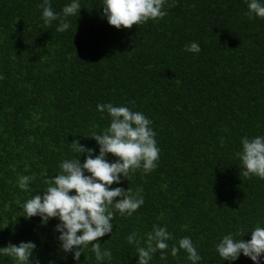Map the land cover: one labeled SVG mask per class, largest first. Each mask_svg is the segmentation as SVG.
Here are the masks:
<instances>
[{"label":"trees","instance_id":"obj_1","mask_svg":"<svg viewBox=\"0 0 264 264\" xmlns=\"http://www.w3.org/2000/svg\"><path fill=\"white\" fill-rule=\"evenodd\" d=\"M41 3L0 0V247L31 240L41 264H65L55 256L57 221L26 220L21 205L59 174L60 161L81 155L73 140L98 154L90 137L110 118L96 106L113 103L152 121L160 153L151 172L130 171L112 185L139 189L144 204L131 216L114 211L113 232L99 238L112 252L103 264H136L154 224L171 233L170 247L191 237L200 264H252L242 255L223 262L215 244L264 226V179L240 174L236 155L242 136L264 135V18H250L246 0H166L163 18L117 30L102 0H80L61 33L57 21L43 23ZM50 3L60 12L69 0ZM191 41L199 53L184 50ZM22 175L31 177L29 191L18 187ZM132 232L139 244L126 242ZM170 247L150 264H190ZM84 256L82 264H97L90 248Z\"/></svg>","mask_w":264,"mask_h":264},{"label":"clouds","instance_id":"obj_2","mask_svg":"<svg viewBox=\"0 0 264 264\" xmlns=\"http://www.w3.org/2000/svg\"><path fill=\"white\" fill-rule=\"evenodd\" d=\"M166 0H102V16L108 25L119 30L133 25H143L149 20L167 15ZM247 15L264 18V0H246ZM169 7L171 5H168ZM45 25L57 21V32L68 30V18L79 14L80 0H69L60 12H55L50 0H42L38 6ZM184 50L197 54L201 51L197 41H191ZM134 107V101H130ZM97 111L107 113L110 118L108 127L100 133H93L98 146V154L93 148H86L78 141L70 144L73 151L81 153L78 158L65 159L59 163V174L45 179L46 188L31 194L21 205L23 217L28 220L39 218L40 226H46L55 219L54 227L56 252L60 261L71 256L72 264H82L80 257L90 248L97 264L110 261L111 249L103 247L99 238L113 232L114 211L131 216L144 204V198L137 189L112 187L129 177L130 171L142 169L145 174L156 168L160 149L157 147L156 133L152 121L143 112L134 111L128 106L113 103L97 104ZM240 150L236 154L245 177L255 176L264 179V135L240 138ZM111 155L114 159L109 160ZM84 156L83 162L80 157ZM31 177H18V187L29 191ZM250 233V238L243 236ZM172 239L166 227L153 225L146 233L143 247H136V264H150L153 255L165 260L169 254V241ZM129 245L139 244L137 234L125 237ZM35 242H11L0 247V257H6L13 264H41ZM183 250L190 264H200L201 255L191 237L183 236L170 247V255L175 257ZM215 252L225 261H236L241 255L252 264H264V226L257 223L252 229L241 234L228 232L215 244ZM85 259V256H84ZM84 261V260H83ZM48 264H57V259H49Z\"/></svg>","mask_w":264,"mask_h":264}]
</instances>
